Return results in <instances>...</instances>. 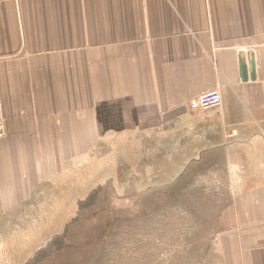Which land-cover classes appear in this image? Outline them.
<instances>
[{"label":"crops","instance_id":"0c3cea01","mask_svg":"<svg viewBox=\"0 0 264 264\" xmlns=\"http://www.w3.org/2000/svg\"><path fill=\"white\" fill-rule=\"evenodd\" d=\"M210 91L219 107H190ZM0 110V221L146 134L181 161L166 187L231 199L195 263L264 264V0H0Z\"/></svg>","mask_w":264,"mask_h":264},{"label":"rangeland","instance_id":"374dc122","mask_svg":"<svg viewBox=\"0 0 264 264\" xmlns=\"http://www.w3.org/2000/svg\"><path fill=\"white\" fill-rule=\"evenodd\" d=\"M160 141L133 135L96 147L35 208L15 221H0V264L197 262L200 252L213 247L204 238L214 229L202 223L213 221L216 207L229 208L231 199L185 192L190 177L166 187L173 179L169 169L176 172L181 161L168 163ZM180 157L176 151L174 158Z\"/></svg>","mask_w":264,"mask_h":264},{"label":"built area","instance_id":"2783aa9c","mask_svg":"<svg viewBox=\"0 0 264 264\" xmlns=\"http://www.w3.org/2000/svg\"><path fill=\"white\" fill-rule=\"evenodd\" d=\"M222 104V96L219 91H210L194 99L190 107L194 110L208 111ZM4 136V115L0 110V139Z\"/></svg>","mask_w":264,"mask_h":264},{"label":"water","instance_id":"95a60500","mask_svg":"<svg viewBox=\"0 0 264 264\" xmlns=\"http://www.w3.org/2000/svg\"><path fill=\"white\" fill-rule=\"evenodd\" d=\"M255 68H256L255 60H253L251 62V64L249 65V67H248L247 70L245 68V65L244 64H241L240 65V70H241V77H242V79H244V76H249V74L253 75V73L255 72Z\"/></svg>","mask_w":264,"mask_h":264}]
</instances>
